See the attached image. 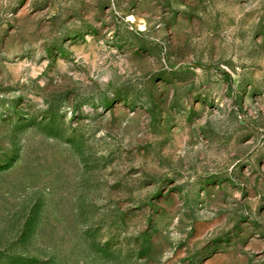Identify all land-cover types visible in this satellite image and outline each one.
I'll list each match as a JSON object with an SVG mask.
<instances>
[{
  "label": "rangeland",
  "instance_id": "rangeland-1",
  "mask_svg": "<svg viewBox=\"0 0 264 264\" xmlns=\"http://www.w3.org/2000/svg\"><path fill=\"white\" fill-rule=\"evenodd\" d=\"M0 264H264V0H0Z\"/></svg>",
  "mask_w": 264,
  "mask_h": 264
}]
</instances>
